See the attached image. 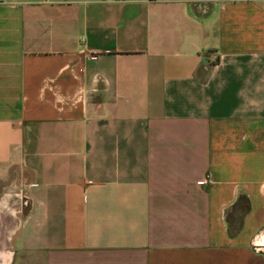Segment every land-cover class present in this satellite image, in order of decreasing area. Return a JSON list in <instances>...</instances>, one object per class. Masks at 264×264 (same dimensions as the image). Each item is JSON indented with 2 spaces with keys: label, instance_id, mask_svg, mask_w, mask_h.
I'll use <instances>...</instances> for the list:
<instances>
[{
  "label": "crops",
  "instance_id": "obj_1",
  "mask_svg": "<svg viewBox=\"0 0 264 264\" xmlns=\"http://www.w3.org/2000/svg\"><path fill=\"white\" fill-rule=\"evenodd\" d=\"M0 182L7 264H264V0H0Z\"/></svg>",
  "mask_w": 264,
  "mask_h": 264
},
{
  "label": "rangeland",
  "instance_id": "obj_2",
  "mask_svg": "<svg viewBox=\"0 0 264 264\" xmlns=\"http://www.w3.org/2000/svg\"><path fill=\"white\" fill-rule=\"evenodd\" d=\"M22 200L17 186L9 182H0V237L6 240L7 249H10L11 232L25 211L26 206Z\"/></svg>",
  "mask_w": 264,
  "mask_h": 264
},
{
  "label": "bare ground",
  "instance_id": "obj_3",
  "mask_svg": "<svg viewBox=\"0 0 264 264\" xmlns=\"http://www.w3.org/2000/svg\"><path fill=\"white\" fill-rule=\"evenodd\" d=\"M4 240L5 239H2V237H0V264H7L10 258V252L5 251L2 247L4 245Z\"/></svg>",
  "mask_w": 264,
  "mask_h": 264
},
{
  "label": "built area",
  "instance_id": "obj_4",
  "mask_svg": "<svg viewBox=\"0 0 264 264\" xmlns=\"http://www.w3.org/2000/svg\"><path fill=\"white\" fill-rule=\"evenodd\" d=\"M208 177H209V175L208 174H205L203 180H207ZM22 203L24 204L25 203V200H22Z\"/></svg>",
  "mask_w": 264,
  "mask_h": 264
},
{
  "label": "trees",
  "instance_id": "obj_5",
  "mask_svg": "<svg viewBox=\"0 0 264 264\" xmlns=\"http://www.w3.org/2000/svg\"><path fill=\"white\" fill-rule=\"evenodd\" d=\"M239 200L242 201V200H245V198L243 196H241Z\"/></svg>",
  "mask_w": 264,
  "mask_h": 264
}]
</instances>
